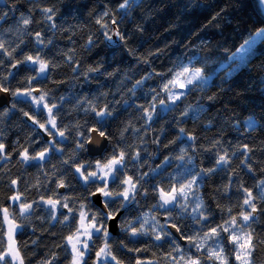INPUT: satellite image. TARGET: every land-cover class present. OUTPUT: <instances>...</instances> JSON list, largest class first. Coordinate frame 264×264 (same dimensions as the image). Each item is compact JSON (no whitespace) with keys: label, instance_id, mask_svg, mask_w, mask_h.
I'll list each match as a JSON object with an SVG mask.
<instances>
[{"label":"trees","instance_id":"16d2710c","mask_svg":"<svg viewBox=\"0 0 264 264\" xmlns=\"http://www.w3.org/2000/svg\"><path fill=\"white\" fill-rule=\"evenodd\" d=\"M121 2L0 0V14L8 12L5 21H0V43L11 53L9 57L0 51V84L13 97L8 108L0 107V143L6 146L5 153L0 155L9 157L0 160V252L8 242L2 211L7 208L8 219L20 226L14 240L24 264H46L49 260L52 264H71L73 254L66 238L75 232L79 222L73 217H79L83 211L89 218L96 213L97 221H101L104 214L93 203L91 194L100 185L85 184L75 168L91 164L88 170L95 171L96 162H105L113 149H123L127 154L125 178L133 176L140 181L135 200L121 207L117 197L106 209L121 214L119 234H109L107 243L122 264H136L137 260L143 264H174L173 257L178 264H185L189 257L199 258L201 264H218L207 257V248L216 245L212 240L204 241V233L232 216L238 218L246 210L241 208L245 195L241 186L253 196L259 195L257 185L264 180V37L243 64L222 67L245 41L264 28L258 0H136L127 16L119 8ZM43 8L53 9L55 28L44 18L40 11ZM105 12L108 15L102 22L108 24L107 30L96 23ZM22 14L31 15L32 23L27 27L20 22ZM113 19L116 24H112ZM37 32L41 33L43 44L37 43ZM26 56H39L48 63L50 74L39 78V65L30 61L12 66ZM184 67L199 68L203 76L211 79L206 86L189 87L186 95L171 105L169 93L163 87ZM32 77L37 79L29 83ZM29 88L39 90L37 94L32 92L37 97L47 93L44 104L57 105L53 115L67 139L61 142L58 134L49 135V131L56 133V129L48 123L43 105L37 108L31 101L12 95ZM160 100L174 110H165ZM152 103L154 110L148 107ZM105 105L113 116L106 118L102 127L108 134L106 149L95 157L88 154L86 144L91 129L101 125L91 108L103 110ZM146 110L153 111L151 121L146 119ZM185 111L188 116L182 115ZM250 120L254 122L251 128ZM39 124H45L49 131ZM180 128L196 139H186ZM43 132L49 140L44 139ZM53 140L57 143L44 160L22 161L25 150L30 156L37 155L48 149ZM244 145L250 151L243 152ZM225 150L230 163L217 167L215 160ZM137 152L139 159L132 160ZM245 155L249 157L251 171L243 162ZM210 168L216 170L207 173ZM193 174L198 183L188 193V211L179 205L171 211L161 208L158 189L178 188ZM13 180L17 184L13 185ZM61 181L65 185L62 191L57 187ZM109 190L121 189L110 185ZM16 194L21 195L23 202L32 204L25 215H20L19 202L10 199ZM65 196L71 212L59 205L53 212L45 203L53 199L62 204ZM105 199L102 196L103 204ZM197 200L202 202L201 211L209 221L193 220L192 208ZM255 202L257 212L252 228L264 239V202ZM107 221L102 220L105 226ZM172 224L185 237L196 236L202 244L201 251L186 238L182 244L168 230ZM141 226L149 234L131 236V230ZM157 233L162 237L171 233L174 243L167 237L155 240ZM98 235L93 236L94 243L84 257L86 264H95V252L104 247V238H97ZM225 237L227 234L221 233L219 246L224 248L223 255L228 257V264H239L232 255L233 245ZM176 244L183 250V260ZM253 259L254 264H264V246L253 254Z\"/></svg>","mask_w":264,"mask_h":264},{"label":"snow or ice","instance_id":"6c2138e0","mask_svg":"<svg viewBox=\"0 0 264 264\" xmlns=\"http://www.w3.org/2000/svg\"><path fill=\"white\" fill-rule=\"evenodd\" d=\"M136 3V0H122V2L119 4V8L123 10V14L125 16L128 15V10L131 8L132 4ZM44 14V18L47 21L52 22L51 27L55 28L56 25L54 23V12L52 8H43L40 10ZM108 13L105 12L101 16L100 19L96 21L97 24H100L102 28L107 30L108 24L103 23L104 16H107ZM8 16V12H3L0 14V21H5L6 17ZM25 27L30 25L32 23L31 15L25 17L23 14L21 15V21H20ZM116 20H112V24H116ZM117 35H120L119 32L116 33ZM105 35H107V32H105ZM256 37H264V28L260 29L258 32H256ZM109 40H111V37H108ZM121 39H123V36H121ZM36 41L39 44H43L44 40L41 37V33H36ZM48 43H51V41H48ZM89 44L92 43L91 40L88 41ZM256 43V40L253 39L251 41H245L244 45H241L238 52H235L232 54L234 60H238L240 64H243L245 60L247 59V54L251 51L253 45ZM0 51L4 53H8V49L5 48L3 43H0ZM9 57H11V53H8ZM71 59V57H69ZM31 62L33 65H39V78L43 79L47 77L50 73L48 71L49 65L48 63H45L43 60L40 59L39 56L33 57V56H26L24 58V61H17L15 64H13V67H16L19 63H25V62ZM75 71V69H73ZM90 71H99V69H90ZM202 70L199 68H196L194 70L189 69L188 67H184L181 72L176 73L175 78L173 80H170L168 84H165L163 87V91L169 93L167 99L170 101L171 105H176V102L181 100L182 97L186 95V92H174L171 88H169V84L173 85V87H180V88H187L188 85H193L197 81L201 83H207L206 78L202 76ZM11 75V73L9 74ZM151 75V74H150ZM185 77V81L181 82L180 78ZM149 77H145L144 79H148ZM6 79V77H5ZM31 79H37V77H32L29 80V83H31ZM143 81H137V84H142ZM0 91L7 92L8 88L4 87L2 84H0ZM33 91H39L36 89L29 88L28 90H25L24 92L16 91L13 92L12 95L14 96H26L31 97V99L35 102V105L37 108H40L41 102L45 100V97L47 93L41 94L38 97L33 96ZM158 95V94H157ZM153 101H155V97H152ZM160 105L165 107V110L172 111L173 108L169 107L167 104H165V100L159 101ZM43 107L47 109L48 112V123L51 125L52 129H56V133H53L49 131L45 124H39L40 128L45 129V131H49V135H56L58 134L59 137L62 138L61 142L67 137L65 136V133L63 131H60L57 127L55 116L53 115V109L57 107L56 104H52L51 107L48 106V104H43ZM140 108H144V105H140ZM150 109H155V103H152L148 106ZM87 111V110H86ZM91 111L95 113V116L99 119L97 120V123L101 125V128H92L91 131L97 134V140L96 143L100 144V139L103 138L105 141L108 139V134L102 130L103 125L106 122V118H111L113 116L112 110L108 108L107 105L104 106L103 110H97L95 107L91 108ZM25 116H28V113H24ZM183 116H188V111L183 112ZM198 115V112H197ZM153 117V111H147L146 110V119L147 121H151ZM31 119V117H30ZM34 123H39L38 121L33 120ZM253 121L248 122V126L251 128L253 126ZM180 133L188 140L194 141L196 139L195 136H190L185 132L184 128H180ZM81 135H83L81 133ZM159 143V141H156ZM57 143L56 140H53L51 145L48 149H45L44 151H40L37 155L30 156L25 150L21 154V159L23 162L27 163L29 160H44L46 158V153L50 151L55 144ZM88 143H92V140H89ZM174 143V141H173ZM79 147L83 148V144L78 145ZM101 151L104 149L101 148ZM6 146L3 143H0V154L5 153ZM243 152L250 151L248 149L247 145L243 146ZM235 155V153H233ZM9 157L5 155H0V160H6ZM126 158L127 154L123 149H120L119 151H116L113 149V154L106 158L105 162L101 163L99 161L96 162L95 171H89L88 168L92 167L91 164H89L87 167L84 164H80L78 167L75 168L76 173H78L79 177L82 179V181L85 184H92V185H100L97 187L96 192L91 193L92 195H97V193L101 194L103 197H105L104 201V208L107 209L109 203H115V198H120V204L121 207H124L126 203H129L136 199L137 195V184L140 182L139 179H134L133 176H127L125 178V171L127 168L126 165ZM132 160H138L139 159V153L137 152L134 156L131 157ZM179 159L183 160L184 157L180 156ZM249 160V157L247 155L244 156V163L247 165L249 171H251V165L247 163ZM67 163V161H65ZM216 166L220 167L223 165H228L230 163V160L228 159V153L225 150L224 155H218L215 160ZM215 168L207 169V173L214 172ZM142 179V178H141ZM198 183V178L196 174H193V178L189 180L186 184L181 183L179 187H170L167 191L164 189H158L160 200L162 203H160L161 208H165L168 211H171L175 209L177 205H179L183 211L187 212L188 207L185 203L188 200V193L192 191L193 186ZM12 184H17V181L13 180ZM110 185L113 189H121V190H109ZM57 187H65L63 181H61ZM230 187V185L228 186ZM242 191L244 192V199L243 203L241 205L242 210L239 213V217L232 216L231 219L224 221L222 224H217L215 226L209 227V230L204 233L202 239L204 241L212 240L215 243V247H209L207 248V257L208 259H213L218 262V264H228V257L223 255L224 248L220 247V238L221 233H226L227 237L225 239L229 240L231 244L233 245L232 248V255L234 257V261H238L239 264H254L253 254L258 251V249L261 248V246H264V239H260L256 233L255 230L252 228V223L256 220V212H257V204L255 201L259 200L264 202V180H261L257 187L260 188V192L258 196H253V193L247 189L243 188ZM140 191H143L141 188ZM227 191V188L225 189ZM10 199L13 202H19V209H20V215H25L32 209V204H28L22 201L21 195L16 194L10 197ZM64 203L61 204L60 200H53L48 199L45 201L50 206V209L54 212L57 205H59L62 208L68 209V212H71L72 209L68 208L67 200L68 197H63ZM168 205H172V208H167ZM84 206L81 205V208ZM203 207V204L201 201L197 200L194 202V207L192 208V212L195 213L193 215V220L196 223H201L202 221H209V217L204 214L203 211H201V208ZM5 216V219H7L8 216V209L5 208L2 210ZM229 213H231L232 209H227ZM118 212L113 211H105L101 221H97V214L93 213L91 218L89 219L86 214L83 211H80L79 217H73V220H78V225L75 229V232L72 235H69L66 238V243L70 245L71 252H72V262L71 264H86L84 260V256L86 252L89 250V241H93V236L97 235V238L99 236H103L104 238V247L100 248L98 251L95 252V264H122V261L117 259L115 255H113L111 251V246L107 243L109 238V232L105 224L102 222L103 219H111L115 220L118 216ZM52 219H56V216L53 214ZM68 217L65 216V221H67ZM88 221L86 224L85 221ZM20 226L18 225H12L9 228V241L7 242V247L0 252V264H24L23 257L20 254V250L18 247H16V242L13 239L12 234L15 232L17 228ZM164 226H161L163 228ZM172 228L176 230V232L179 234V239L186 238L192 247H195L196 250L199 252L201 251L202 244L197 240L196 236H184V233L181 232V229L177 227L176 224L171 225ZM149 233L143 231V226L141 228H133L131 230V236L137 237L142 235H148ZM199 234H197L198 236ZM165 237L169 238V242H173L171 239V233H165V236L162 237L160 234H155V240L159 241L164 239ZM94 243V241H93ZM126 247V245H125ZM177 251L181 252L180 259L183 260V250L179 248V245H175ZM129 251H132V249H129ZM136 251H140L137 249ZM55 259V257H53ZM174 264H178V261H176V258H172ZM46 264H52V261L49 260L46 262ZM136 264H143L142 261L137 260ZM185 264H201L199 258H193L189 257L188 260L185 262Z\"/></svg>","mask_w":264,"mask_h":264},{"label":"water","instance_id":"95a60500","mask_svg":"<svg viewBox=\"0 0 264 264\" xmlns=\"http://www.w3.org/2000/svg\"><path fill=\"white\" fill-rule=\"evenodd\" d=\"M35 93L37 94L38 92L35 91ZM12 96L10 91L8 90L7 92L4 91H0V107H7L10 106L11 101H12ZM43 136L45 140H49L50 137L43 132ZM89 140H92V143H88L86 144V149L88 151V154H90L91 156H99L101 155L104 150L106 149L107 146V142L105 141L103 138H99L100 139V144L96 143L97 140V134L94 132L90 133L89 136ZM88 140V141H89ZM103 148L104 150L101 151L100 149ZM60 191H62V188L60 189ZM92 201L94 204H96V206H98L100 209H102L104 212L106 211V209L104 208V204L102 202V195L97 193V195H93L92 196ZM121 216L120 212L117 216V218L115 220H111L108 219L107 221V226H108V231L110 232L111 235H118L119 234V225H118V219ZM168 230H170V232L182 243L184 244L185 241L184 239H179V234L176 232V230L174 228L171 227V225H168Z\"/></svg>","mask_w":264,"mask_h":264},{"label":"rangeland","instance_id":"374dc122","mask_svg":"<svg viewBox=\"0 0 264 264\" xmlns=\"http://www.w3.org/2000/svg\"><path fill=\"white\" fill-rule=\"evenodd\" d=\"M258 3H259V7L261 8V10H262V12H263V14H264V0H258ZM261 38H262V37L257 38L256 35H254L252 38L249 39V41H251V40H253V39L256 40V43L253 45L251 51H252L253 48L259 43V41H260ZM239 49H240V48H239ZM239 49H238L236 52H238ZM251 51H250V52H251ZM250 52L247 54V58L249 57ZM229 63H232V65H233L234 68H236V67H238V66L240 65V62H239L238 60H234V59H233V56H231L230 59L227 61V63L223 64L222 67H223V68L228 67V64H229ZM201 74H202V73H201ZM202 76H203V75H202ZM203 77L206 78L207 83H208V82L210 81V79H211V77H205V76H203ZM185 79H186L185 77H181V78H180L181 82H184ZM207 83H201V82L197 81L195 84H197V85H201V86H206ZM195 84H193V85H195ZM193 85H188L187 88H180V87L176 86V87H173L172 90H173L174 92H186V91L188 90V88L191 87V86H193ZM32 95H33V96H36V95H34L33 93H32ZM168 95H169V94H168ZM20 96H21L22 98H24V99H27L28 101H31V102L35 105V102L31 99V97H26V96H23V95H20ZM168 101H169V100H168ZM43 104H44V102H41V105H43ZM35 106H36V105H35ZM168 206H169V205H168ZM87 217H88V216H87ZM88 218H89V217H88ZM89 219H90V218H89ZM85 223L87 224L88 221L86 220ZM5 225H6V230H7V241H9V228H10L12 225H15V224H14L10 219H8V217H7V219H5ZM107 229H108V226H107ZM15 232H16V230H15ZM15 232L12 234L13 239H14V234H15ZM94 236H96V235H94ZM91 242H92V241H89V245L91 244ZM69 246H70V245H69ZM70 250H71V247H70ZM88 251H89V250H88ZM88 251L86 252L85 256L88 254ZM85 256H84V257H85Z\"/></svg>","mask_w":264,"mask_h":264},{"label":"flooded vegetation","instance_id":"af4514ba","mask_svg":"<svg viewBox=\"0 0 264 264\" xmlns=\"http://www.w3.org/2000/svg\"><path fill=\"white\" fill-rule=\"evenodd\" d=\"M163 220V219H162ZM106 226H107V224H106ZM109 232V231H108ZM109 234H110V232H109Z\"/></svg>","mask_w":264,"mask_h":264}]
</instances>
